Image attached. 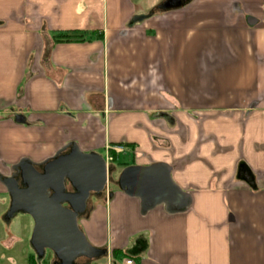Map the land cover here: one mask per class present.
I'll use <instances>...</instances> for the list:
<instances>
[{"label":"crops","instance_id":"crops-1","mask_svg":"<svg viewBox=\"0 0 264 264\" xmlns=\"http://www.w3.org/2000/svg\"><path fill=\"white\" fill-rule=\"evenodd\" d=\"M165 1L0 0V218L21 161L121 145L132 162L79 221L99 264H264V0ZM71 31L87 40L52 41ZM160 163L186 212L117 187Z\"/></svg>","mask_w":264,"mask_h":264},{"label":"water","instance_id":"water-1","mask_svg":"<svg viewBox=\"0 0 264 264\" xmlns=\"http://www.w3.org/2000/svg\"><path fill=\"white\" fill-rule=\"evenodd\" d=\"M186 3L188 0H167L158 10H178ZM110 170L104 157L83 153L76 145L38 167L21 161L15 167L17 175L1 181L11 200L4 220L10 222L18 214L33 219L31 246L39 262L51 253L53 264H98L108 257V250L92 246L79 221L92 196L100 197L108 190ZM117 187L140 200L142 214L160 206L170 214L184 213L192 203L191 195L173 182L171 167L163 163L124 169Z\"/></svg>","mask_w":264,"mask_h":264},{"label":"rangeland","instance_id":"rangeland-1","mask_svg":"<svg viewBox=\"0 0 264 264\" xmlns=\"http://www.w3.org/2000/svg\"><path fill=\"white\" fill-rule=\"evenodd\" d=\"M116 155L118 156V154ZM124 162H132L131 156L126 157L123 155L121 157V161L116 162V166H113L112 163L109 166L111 169L116 167L117 170V168H119V166H121ZM115 175L117 176L116 171ZM111 180L112 179H110V183ZM112 182L114 183V181ZM94 199L96 198L92 196L90 201H93ZM33 230L34 221L27 214H18L10 222H6L4 219L0 218V264L28 263L29 255L35 254L31 246ZM13 236L16 239L13 238ZM53 261L54 259L52 254L48 253L45 262H39L37 260V264H52ZM104 261L105 260L103 259L100 262L104 263Z\"/></svg>","mask_w":264,"mask_h":264},{"label":"trees","instance_id":"trees-1","mask_svg":"<svg viewBox=\"0 0 264 264\" xmlns=\"http://www.w3.org/2000/svg\"><path fill=\"white\" fill-rule=\"evenodd\" d=\"M191 0H188L190 2ZM87 40V36L85 32L82 31H71V32H61V33H53L52 41L56 43H70V42H84ZM110 161L113 166H115L118 161V157L115 155H110ZM113 255L115 258L121 256V253L118 251H114ZM45 262V260L43 261ZM37 257L33 255L29 258L28 264H37Z\"/></svg>","mask_w":264,"mask_h":264},{"label":"built area","instance_id":"built-area-1","mask_svg":"<svg viewBox=\"0 0 264 264\" xmlns=\"http://www.w3.org/2000/svg\"><path fill=\"white\" fill-rule=\"evenodd\" d=\"M125 151V147L123 146H116V147H108L107 148V158H106V161H107V164L109 165V162H110V159H109V156L112 154V153H116V154H121ZM124 264H135V261L131 258H128L124 261Z\"/></svg>","mask_w":264,"mask_h":264},{"label":"flooded vegetation","instance_id":"flooded-vegetation-1","mask_svg":"<svg viewBox=\"0 0 264 264\" xmlns=\"http://www.w3.org/2000/svg\"><path fill=\"white\" fill-rule=\"evenodd\" d=\"M67 192H73V190L71 189V187L70 186H67ZM87 212H88V208H87ZM87 212H86V214H87ZM81 262L83 263V262H86L87 263V261L86 260H81ZM53 263H54V261H53ZM52 263V264H53Z\"/></svg>","mask_w":264,"mask_h":264}]
</instances>
